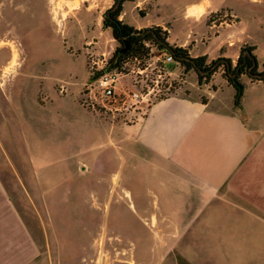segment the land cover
<instances>
[{
  "label": "rangeland",
  "instance_id": "obj_1",
  "mask_svg": "<svg viewBox=\"0 0 264 264\" xmlns=\"http://www.w3.org/2000/svg\"><path fill=\"white\" fill-rule=\"evenodd\" d=\"M163 1L161 9L128 2L120 19L141 31L140 25L163 21L167 13L169 43L188 42L191 58L205 53L233 61L243 46L240 55L252 50L264 74V0H212L213 9L223 8L208 15L215 27L185 18L181 11L193 0ZM113 3L0 0V225L12 204L35 236L70 251L79 264H200V214L194 210L183 219L184 207L158 198V181L146 164H136L141 174L134 170L132 147L120 140L137 114L108 115L88 102L91 76L121 47L103 28ZM143 45L136 57L126 58L122 71L151 67L120 78L119 86L133 89L137 77L141 87L155 79L153 67L167 56ZM168 69L159 100L202 86L195 70L174 63ZM220 71L213 85L225 83ZM240 81L248 115L264 131V83L246 75ZM165 220L178 237L157 235Z\"/></svg>",
  "mask_w": 264,
  "mask_h": 264
},
{
  "label": "crops",
  "instance_id": "obj_2",
  "mask_svg": "<svg viewBox=\"0 0 264 264\" xmlns=\"http://www.w3.org/2000/svg\"><path fill=\"white\" fill-rule=\"evenodd\" d=\"M247 1L253 4V0ZM136 2L151 9L166 4L163 0ZM213 6L212 0H193L181 12L186 19L199 18L207 27H215L208 24V15L223 8ZM167 15L163 21H150L139 29L167 30L169 43L171 24ZM169 44L185 49L190 46L188 42ZM191 44L195 46L194 41ZM198 57H207L208 62L230 59L223 55L209 58L205 53L193 58ZM217 76L216 72L208 84L193 88L195 92L180 91L154 101L141 122L123 129L120 140L132 147L134 170L141 174L143 167L138 165L146 164V171L158 181V198L165 203L175 200L184 207L183 219L194 210L200 214V264H262L264 131L261 123L252 122L246 105L241 110L235 108V89L226 79L221 86L212 84ZM165 181L173 184L171 189ZM10 206L12 209H5L7 213L1 215L0 264H79L70 251L62 253L47 237L35 236ZM154 216L152 222L158 223ZM168 222L164 221L165 228L157 235L178 237Z\"/></svg>",
  "mask_w": 264,
  "mask_h": 264
},
{
  "label": "trees",
  "instance_id": "obj_3",
  "mask_svg": "<svg viewBox=\"0 0 264 264\" xmlns=\"http://www.w3.org/2000/svg\"><path fill=\"white\" fill-rule=\"evenodd\" d=\"M134 1L135 0H114L112 7L104 14L103 28L111 30L114 39L121 44V47L117 49L103 71L97 72L95 75L91 76L89 83L95 81L102 73L120 69L128 56L131 55L136 57L140 49L142 47L144 48L143 44L150 43L159 51L165 52L164 54L167 57L172 56L174 65L182 66L186 71L195 70L200 77V85L208 84L212 76L218 72V70H221L223 77L235 89L234 106L236 109L241 110L243 108V97L245 92V86L240 81L241 77L246 75L253 81H264V74L258 72L259 64L253 51L248 49L250 52L249 54L240 55L235 65L231 59L224 58H219L216 61L208 63L207 57L192 58L196 62L193 64L185 59L191 58L188 51L180 47L171 46L167 41V37L163 35L159 28L154 30L158 38L152 33H149L142 39L137 40L148 29L138 31L120 19L124 11V4ZM160 41L164 42V44ZM127 43H130V48L123 53L122 51L127 47Z\"/></svg>",
  "mask_w": 264,
  "mask_h": 264
},
{
  "label": "built area",
  "instance_id": "obj_4",
  "mask_svg": "<svg viewBox=\"0 0 264 264\" xmlns=\"http://www.w3.org/2000/svg\"><path fill=\"white\" fill-rule=\"evenodd\" d=\"M105 60L103 63L106 62V66L109 61L107 62ZM171 63H173L172 56H168L163 60L158 59L153 67V70H155V79L151 81V85L144 84L143 87H141L137 77L135 83L132 82L131 84L133 89L126 85L119 86L118 82L120 78H126L130 74L143 75L151 65L145 66L144 69L133 70L130 74H125L124 70L122 71L124 66L123 63L120 69L102 73L94 81L90 90L91 96L88 102L93 108L97 107L108 115H116L123 111H131V114H137V117L134 116L136 122H140L144 119L146 108L154 101L159 100L158 94L163 90L161 89L162 84L163 82H167L171 75L170 69H168V64ZM100 68L101 69L96 71V73L105 69L104 67Z\"/></svg>",
  "mask_w": 264,
  "mask_h": 264
},
{
  "label": "water",
  "instance_id": "obj_5",
  "mask_svg": "<svg viewBox=\"0 0 264 264\" xmlns=\"http://www.w3.org/2000/svg\"><path fill=\"white\" fill-rule=\"evenodd\" d=\"M152 33L156 38H158V35L156 34V32L154 30H147L142 36H140L137 40L142 39L143 37H145L147 34ZM162 44H164V42L160 41ZM130 48V43H127V47L122 51L123 53L126 52L128 49ZM187 61H190L191 63L195 64V60L192 58H185Z\"/></svg>",
  "mask_w": 264,
  "mask_h": 264
}]
</instances>
